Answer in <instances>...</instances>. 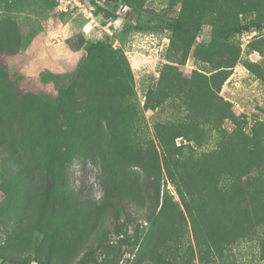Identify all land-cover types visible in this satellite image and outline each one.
Segmentation results:
<instances>
[{
    "label": "rangeland",
    "instance_id": "obj_1",
    "mask_svg": "<svg viewBox=\"0 0 264 264\" xmlns=\"http://www.w3.org/2000/svg\"><path fill=\"white\" fill-rule=\"evenodd\" d=\"M181 8L171 0H0V56L19 89L17 116L37 118L72 87L76 101L59 117L69 144L60 207L71 215L61 245L36 221L42 143L31 149L18 138L2 150L0 142V252L32 259L0 256V264H38L52 246L58 264H78L87 252L83 264H264V19L241 14L232 31L204 15L186 51L173 43ZM224 42L239 51L234 67L218 46L205 49ZM91 45L103 57H92ZM221 71L229 72L222 83L214 78ZM110 125L125 145L153 152L157 207L138 153L112 154L106 171ZM123 205L132 218L118 233Z\"/></svg>",
    "mask_w": 264,
    "mask_h": 264
},
{
    "label": "trees",
    "instance_id": "obj_2",
    "mask_svg": "<svg viewBox=\"0 0 264 264\" xmlns=\"http://www.w3.org/2000/svg\"><path fill=\"white\" fill-rule=\"evenodd\" d=\"M174 5L181 3V12L177 18L176 25L172 26L173 31L176 33V38L173 39V43H180V47L183 50L188 49L193 45L195 37L192 33L199 30L202 24L204 15L210 13L216 14L215 19L220 23L226 25L229 30L236 31V25L239 15L246 14L248 12H254L260 19H264V0H171ZM186 36V38L184 37ZM83 38V36H82ZM219 47L218 51L222 58H225L227 64L226 67H234L239 59V51L233 43H214L210 45L208 52L213 53L215 47ZM92 57H103V52L99 45H91L90 47ZM201 52V51H200ZM207 58V57H206ZM211 59L210 57L208 58ZM229 73V72H228ZM228 73L226 71L218 72L214 78L221 83L224 82ZM18 88L15 87L11 80L10 73L7 67V63L2 61L0 56V142L4 147L2 150L9 149L14 143H19L18 138H27L28 148L34 149L35 141L38 140L43 145V157L37 156V160L43 165L45 174L43 178V189L40 192L38 205L36 207V221L40 229H46L47 232H53L55 234L56 242L61 245L63 239L60 238L61 231L65 230V226L71 219V215L66 207H60L62 205L61 197L65 198L62 191L59 192L60 183L62 181V172L64 164L66 163V156L68 154L67 147L69 144L66 141V135L61 130L59 117L66 112L67 100L74 105L75 101V89L72 87L64 99L52 104H46L40 115L35 118L32 115L17 116L15 110V102L17 97ZM27 110V108H25ZM225 117H232L233 111L223 108ZM16 122L21 130L16 133L13 131V125ZM111 141L109 143V154H106L103 158L104 167L106 171L113 169L114 163L112 161V154L123 156H138L143 158L142 163L137 161V164H142L143 168L147 172L144 189L149 190L150 198L156 200V207L159 205L160 188L157 189V183L152 176V172L156 173V165L153 159V152L149 150H141L132 145H125L119 130L110 125ZM20 135V137H18ZM5 138L2 140V137ZM13 150V148H11ZM123 204V202H122ZM124 207V205H123ZM125 223L124 225H117L116 232L120 233L126 231V227L131 222V211L124 207ZM58 238V239H57ZM139 242V240H137ZM55 243H53L54 245ZM56 248L52 246L44 258L37 257L38 264H58L56 259ZM0 256L4 259L11 260L13 263L22 261L23 259H30L23 255H15L7 252H0ZM89 256V252L79 260L78 264H83L86 258Z\"/></svg>",
    "mask_w": 264,
    "mask_h": 264
}]
</instances>
